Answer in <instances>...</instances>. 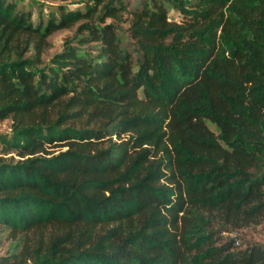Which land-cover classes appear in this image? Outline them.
<instances>
[{"label": "trees", "instance_id": "obj_1", "mask_svg": "<svg viewBox=\"0 0 264 264\" xmlns=\"http://www.w3.org/2000/svg\"><path fill=\"white\" fill-rule=\"evenodd\" d=\"M45 1L0 0V264H264V0Z\"/></svg>", "mask_w": 264, "mask_h": 264}, {"label": "rangeland", "instance_id": "obj_2", "mask_svg": "<svg viewBox=\"0 0 264 264\" xmlns=\"http://www.w3.org/2000/svg\"><path fill=\"white\" fill-rule=\"evenodd\" d=\"M19 3L25 8L29 9L32 14V20L35 21L39 8H42V11L46 13L48 9L54 8L55 3L45 0H18ZM65 6L70 9H74L80 6L78 0H66L64 1ZM173 18H177L178 15L175 12L171 13ZM72 32L71 29H62L59 31L54 32L49 37L50 45L48 49L44 53V57L48 58L49 56L53 55L55 52L61 49V44L63 39L70 35ZM9 121L4 120L0 122V134L6 133L9 131ZM229 236H236L237 241L241 246H243L247 242H258L264 244V221L247 228H243L238 230L237 232H231L228 234ZM7 240L2 238L0 243V253H2L6 247Z\"/></svg>", "mask_w": 264, "mask_h": 264}]
</instances>
